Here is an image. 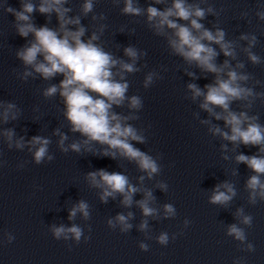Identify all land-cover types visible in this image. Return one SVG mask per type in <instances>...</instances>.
I'll return each instance as SVG.
<instances>
[{
  "label": "clouds",
  "instance_id": "clouds-1",
  "mask_svg": "<svg viewBox=\"0 0 264 264\" xmlns=\"http://www.w3.org/2000/svg\"><path fill=\"white\" fill-rule=\"evenodd\" d=\"M97 2L82 0L77 14H73L71 0H20L19 10L9 6L7 0H0V9L15 17V33L26 41L15 51V57L23 67L16 73L17 78L24 82L29 78L46 82V86L39 90L40 95L45 100L59 99L68 132L78 134L79 138L70 140L68 133L61 130L64 124L56 127L52 136L58 137L56 147L59 151L126 160L143 173L138 177V184L132 183L123 172H109L103 168L87 172L84 179L90 189L98 190L101 203L107 204L110 199L117 200L119 197L123 208L131 209L135 205L142 216L137 229L150 239L148 218H175L177 210L172 203L156 206L153 188L144 184L145 180L153 181L161 174L159 161L162 155L153 156L136 146L147 144V129L133 123L140 119L139 113L144 104L141 96L128 94V77L147 67L146 64H139L147 52L133 44L122 46V56L106 50L101 38L107 28L103 23L107 17L104 13H95ZM112 3L119 7L121 0H112ZM122 3L121 15L144 17L148 29L165 40L170 55L180 58L187 66L183 72L192 82L185 85V99L199 109L193 113L194 118L206 126L211 137L221 141L223 160H233L236 165L244 164L251 171L244 184L248 203L256 205L264 202V124L260 122L258 113H252L256 101L264 104V91L256 90L257 87L264 88V81L247 71L246 63L239 58L242 53L251 65H264V58L254 51L259 43L257 35L242 32L229 39L227 32L219 26L218 17L223 9L217 10L209 0H151L147 7L142 6L139 0H122ZM37 12L46 17L45 24L37 26L34 21V13ZM254 14L259 21H264V4L258 2ZM89 15L93 22L91 31L82 23ZM240 15L247 18L249 12L244 11ZM53 16L57 23L50 27ZM208 16L215 18L209 21L211 28L202 22ZM123 32L121 28L120 33ZM131 32L134 33L135 29ZM117 48L121 49V46L117 45ZM221 55L224 60L218 62ZM194 69L199 70V75ZM163 70L167 71L166 68ZM209 75L213 79L203 87L194 82L200 78L207 79ZM57 77L62 79L53 83ZM160 79L163 77L158 71H148L142 86L148 89ZM117 109H125L126 112ZM33 110L38 111V108ZM201 112L207 113V117L201 118ZM21 115L22 110L16 103L0 100V126L18 121ZM0 138L8 149L22 151L27 148L36 165L55 159L49 150L52 144L49 136L35 135L25 139L24 136H17L14 127H0ZM241 145L258 150L246 155L237 151ZM229 153L235 155L230 156ZM3 164L0 161V166ZM231 174L236 176L238 172L234 169ZM154 188L167 193L168 184L156 180ZM138 193L142 194V198L134 199ZM236 196L235 184L225 180L211 190L208 203L227 208ZM78 214L83 221L91 218L90 205L84 199L71 205L68 220L75 221ZM234 216L238 222L227 225L226 236L239 242L242 251L255 252V246L248 241L245 230L252 227L253 217L246 214L243 207L237 208ZM134 219L133 211L119 212L107 219V226L127 234L134 226L131 222ZM189 224L190 221L185 219L184 227ZM87 227L90 233L91 226ZM48 230L55 240L72 241L77 245L82 238L85 242L91 238L76 223L71 226L53 224ZM176 235L173 234L171 239L175 240ZM155 239L159 245L167 246L170 237L167 232H161ZM13 240L14 236L7 234V242ZM139 248L147 252L149 246L142 241ZM233 264H243V258L234 259Z\"/></svg>",
  "mask_w": 264,
  "mask_h": 264
}]
</instances>
